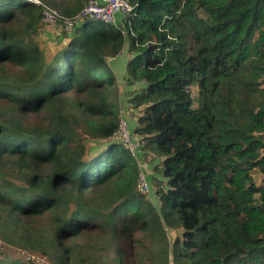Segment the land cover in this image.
<instances>
[{"label":"trees","instance_id":"trees-1","mask_svg":"<svg viewBox=\"0 0 264 264\" xmlns=\"http://www.w3.org/2000/svg\"><path fill=\"white\" fill-rule=\"evenodd\" d=\"M88 1L43 4L74 16ZM129 2L120 29L87 20L51 55L43 6L0 0V237L50 264H128L131 248L148 264H264V0ZM124 51V81L142 84L133 134L161 159L156 207L116 140L107 59Z\"/></svg>","mask_w":264,"mask_h":264},{"label":"rangeland","instance_id":"rangeland-1","mask_svg":"<svg viewBox=\"0 0 264 264\" xmlns=\"http://www.w3.org/2000/svg\"><path fill=\"white\" fill-rule=\"evenodd\" d=\"M68 2H69V4H71L72 0H68ZM42 3H43V0H42ZM47 6H49V5H47ZM50 7H52V6H50ZM58 10L60 11L61 14H63L61 9H58ZM67 17H71V16H67ZM96 25L98 26V24H96ZM77 30H78V28L72 33H67V32H65L64 28L61 26L60 23L50 24V23L45 22L44 24H42V27H41L40 31L38 32V34L35 35V38L41 44V46L47 51V54L54 55L56 53V51L58 52L61 49V48L59 49V47L61 46V44L63 42H62V40H60V38L65 37V36H62V35H65V34H62V32L71 36L70 34L73 35ZM128 56L129 55H127V53H125V51H124L122 55L118 56L117 58H113L114 60L111 58H108L107 61H111L112 71L114 72V76L118 81V85L120 86L119 87L120 89L118 91H116V93L114 95L120 99L121 104H122L121 105L122 106V110H121L122 118L121 119H123L127 122V124L129 125V127L131 129L134 142L138 143V149L136 151L137 159L140 161L142 173L145 174V176L147 178L146 180L150 186V193L151 194H149V199L156 207V206H158V204H157V199L154 195V187L157 183L156 180H158V181L162 180V176L158 170V166L160 164L161 159H160V157H158L153 152L145 151V150L142 151L141 150L142 146H139V140L135 137V135L133 134V131H132L136 125V122H135L133 117L136 118L138 116V114L141 113V110L143 107L137 108L135 106H132V104H130L129 100L135 93L137 94V93L141 92L142 84L141 83H135L133 85L132 84L130 85V84H128V80L124 81V77H125V74L127 71L126 67H128V66H126ZM117 59H119V60H117ZM136 64H137V61L135 60L131 63V67L134 68L136 66ZM127 77H128V75H127ZM121 85H122V87H121ZM114 107L118 108L119 106L117 103H115ZM126 148H127V146H126ZM11 176H14V171L9 170L7 173V177H9L11 179ZM144 194L148 195V193H144ZM178 232H179V230H173L172 234L170 232L169 235L171 236V238H173L174 235ZM0 251H4L2 256L8 257V258L12 257V258H17V259H22L24 261L34 262L37 264H50L48 262L47 258H46V261L44 260L43 262H36V261L28 260L26 258L28 253L23 252V249H21L18 246L7 245L6 242L1 237H0ZM130 252L132 254H127L128 264H148V262L145 260V258H143L144 256L138 257L135 255L134 248H131ZM141 253H142V251H141ZM87 255L88 254H86V253H82L81 258L85 259L87 257Z\"/></svg>","mask_w":264,"mask_h":264},{"label":"built area","instance_id":"built-area-1","mask_svg":"<svg viewBox=\"0 0 264 264\" xmlns=\"http://www.w3.org/2000/svg\"><path fill=\"white\" fill-rule=\"evenodd\" d=\"M35 5L43 6V21L50 24L60 23L65 32L72 33L77 28L82 26L87 20H94L106 25L121 28L124 22L130 19L134 7L129 0H89L85 7L76 15L67 17L60 13L59 10L44 5L42 0H25ZM116 140L123 143L132 152L136 153L138 143L134 142L131 129L127 122L123 119L120 120V127L116 134ZM137 141V140H136ZM139 146L141 143L139 142ZM144 173H141L140 182L138 185L141 193H149L150 186L146 180ZM26 258L30 261L43 262L46 261L45 256H37L27 254Z\"/></svg>","mask_w":264,"mask_h":264}]
</instances>
